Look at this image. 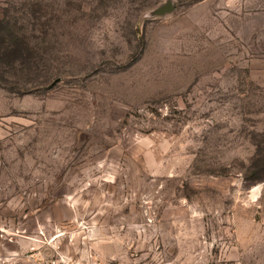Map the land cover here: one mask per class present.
<instances>
[{"label":"rangeland","instance_id":"1","mask_svg":"<svg viewBox=\"0 0 264 264\" xmlns=\"http://www.w3.org/2000/svg\"><path fill=\"white\" fill-rule=\"evenodd\" d=\"M59 255L264 264V0H0V264Z\"/></svg>","mask_w":264,"mask_h":264},{"label":"built area","instance_id":"2","mask_svg":"<svg viewBox=\"0 0 264 264\" xmlns=\"http://www.w3.org/2000/svg\"><path fill=\"white\" fill-rule=\"evenodd\" d=\"M39 264H72L69 263V259L64 258V256L59 255L55 257H50V258H44L39 262ZM75 264H79L76 262Z\"/></svg>","mask_w":264,"mask_h":264},{"label":"trees","instance_id":"3","mask_svg":"<svg viewBox=\"0 0 264 264\" xmlns=\"http://www.w3.org/2000/svg\"><path fill=\"white\" fill-rule=\"evenodd\" d=\"M13 47H11L10 50H17V49H20L18 46H15V45H12Z\"/></svg>","mask_w":264,"mask_h":264},{"label":"water","instance_id":"4","mask_svg":"<svg viewBox=\"0 0 264 264\" xmlns=\"http://www.w3.org/2000/svg\"><path fill=\"white\" fill-rule=\"evenodd\" d=\"M58 81V79H56L54 82H53V84L55 83V82H57Z\"/></svg>","mask_w":264,"mask_h":264}]
</instances>
